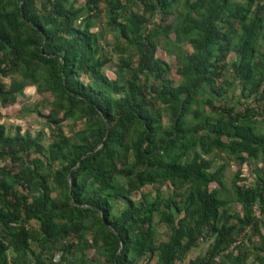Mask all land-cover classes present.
Returning <instances> with one entry per match:
<instances>
[{
    "label": "trees",
    "instance_id": "trees-1",
    "mask_svg": "<svg viewBox=\"0 0 264 264\" xmlns=\"http://www.w3.org/2000/svg\"><path fill=\"white\" fill-rule=\"evenodd\" d=\"M102 3L125 44L114 79L93 30ZM29 84L51 97L52 140L0 124V264H45L33 244L49 264H182L201 243L188 264H246L233 244L247 229L264 249V0H0V104ZM220 154L261 165L228 188Z\"/></svg>",
    "mask_w": 264,
    "mask_h": 264
},
{
    "label": "rangeland",
    "instance_id": "rangeland-1",
    "mask_svg": "<svg viewBox=\"0 0 264 264\" xmlns=\"http://www.w3.org/2000/svg\"><path fill=\"white\" fill-rule=\"evenodd\" d=\"M85 0H78L79 6L84 3ZM101 13L99 14L98 18L95 20V28L94 31H97L99 34H101L100 37V45L105 51L107 57L111 60V63L106 66L104 69V73L111 79H114L117 77V69L116 64L118 63V60L120 57H125L122 52L117 50L116 45L120 42V45L122 47L125 46L123 41H117L115 38V35L113 32L107 27L106 25V18H105V10L103 3L100 5ZM133 10H137V7H133ZM178 9H180L178 7ZM175 15H177V11L175 12ZM159 18V17H158ZM162 43H160L161 45ZM162 47V46H160ZM182 48L185 51L191 52L192 49L189 45H182ZM157 56L161 59L168 62L170 65V73L169 78L173 81L174 85H178L182 78L181 76L176 72L177 68L179 67L178 64L175 62L174 57L171 55H166L163 49L160 48V50L157 53ZM5 82L9 84V81L6 79ZM50 100L51 97L49 95L40 96L36 92V87L34 85H27L26 88L23 90L22 94L17 95L16 102L9 104L7 107H3L0 104V124H3L8 133L14 134L18 129L21 133L27 131L31 135L35 136L37 134H41L43 137V144L47 146L51 142V134L50 130L48 128V124L46 120L44 119V116H46L49 113L48 105L46 104V100ZM240 101L241 103L245 102L239 97V94H237L234 98H231L228 100V104L231 106L234 105L236 102ZM218 102H215V105L218 106ZM263 123L257 124V129L259 131H262L263 129ZM81 128L80 125L74 126L72 122H66L62 126V130H64L67 134H70L72 131H76L77 129ZM209 158L214 159V165L219 166L221 164H227V168L225 171V185L229 188L230 187V181L233 177L234 173L241 169L242 176L249 179L247 182L252 181V172L254 170V166L258 165L260 166L261 163L259 161H251L249 163H245L242 166L238 165L234 160L228 159L225 155H210ZM1 164V163H0ZM3 164H9L7 161ZM2 164V165H3ZM160 191L163 196H166L170 192V187L166 186H147L143 189V193L149 194L151 198L155 197V194H157V191ZM139 197V195L137 196ZM137 197H135L137 199ZM229 208L231 212H237L239 214H242V209L240 206H238L235 203L229 204ZM1 232V231H0ZM263 233V232H262ZM159 241H166V233L164 230L159 229ZM241 244L240 245H246L248 248V255L249 259L247 260L246 264H259L257 261L256 256H259L264 261V249L262 250V243L261 239L258 235L254 234L251 229L245 230V232L240 235ZM62 247V243L58 244V248ZM207 249V243H201L198 245L197 248L193 249L189 255L187 256V259L182 264H188L189 260L194 259L198 255H203ZM32 252L36 254H42V259L45 264H49V261L47 260L49 257V253L45 250H42L37 245H32ZM50 252V251H49ZM60 257V252H55L53 262H56ZM13 258V255L11 252H8V259L10 260ZM22 264H36L35 259L28 254L24 261L21 262ZM150 264H157L156 259H153Z\"/></svg>",
    "mask_w": 264,
    "mask_h": 264
},
{
    "label": "water",
    "instance_id": "water-1",
    "mask_svg": "<svg viewBox=\"0 0 264 264\" xmlns=\"http://www.w3.org/2000/svg\"><path fill=\"white\" fill-rule=\"evenodd\" d=\"M105 122H106V121H105ZM106 127L108 128V123H107V122H106ZM107 134H108V132H107ZM99 147H100V146H99ZM99 147H98V148H99ZM98 148H97V149H98ZM68 179L70 180V176H69ZM121 247H122V243L120 242V249H121ZM119 252H120V250H119ZM119 252H118V254H119ZM118 254H117V255H118ZM114 264H117V258H116V257H115V259H114Z\"/></svg>",
    "mask_w": 264,
    "mask_h": 264
},
{
    "label": "built area",
    "instance_id": "built-area-1",
    "mask_svg": "<svg viewBox=\"0 0 264 264\" xmlns=\"http://www.w3.org/2000/svg\"><path fill=\"white\" fill-rule=\"evenodd\" d=\"M241 244V240H238L236 241L234 244H233V247L237 246V245H240Z\"/></svg>",
    "mask_w": 264,
    "mask_h": 264
}]
</instances>
